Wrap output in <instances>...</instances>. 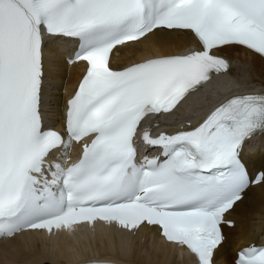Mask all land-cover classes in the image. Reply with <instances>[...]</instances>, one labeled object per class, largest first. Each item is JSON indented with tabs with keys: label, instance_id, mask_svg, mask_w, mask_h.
<instances>
[{
	"label": "snow or ice",
	"instance_id": "6c2138e0",
	"mask_svg": "<svg viewBox=\"0 0 264 264\" xmlns=\"http://www.w3.org/2000/svg\"><path fill=\"white\" fill-rule=\"evenodd\" d=\"M184 35L195 42L186 51L113 66L126 49ZM69 41L68 62L86 69L61 132L42 110L45 46ZM236 47L264 58V0H0V238L100 221L155 229L196 264H217L228 217L264 185L245 152L264 134V93L227 96L172 132L143 122L230 71L223 53ZM73 142L82 152L66 164ZM233 264H264V244L240 248Z\"/></svg>",
	"mask_w": 264,
	"mask_h": 264
},
{
	"label": "bare ground",
	"instance_id": "6f19581e",
	"mask_svg": "<svg viewBox=\"0 0 264 264\" xmlns=\"http://www.w3.org/2000/svg\"><path fill=\"white\" fill-rule=\"evenodd\" d=\"M192 43L195 42L190 35L173 37L165 42L153 39L138 46L134 52L124 50L114 59V63L120 66L145 56L178 52ZM68 48V42L45 46V80L48 78L51 89L45 88L44 93H49L56 113H60L63 95L74 86L83 66L81 62L73 65L65 63L62 56L68 52ZM223 54L232 60L228 74L215 76L197 92L191 93L184 103L188 106L190 101L198 100L209 86H216L219 89L217 94L210 96L208 101H196L190 111L186 113L183 110L185 114H199L229 90L252 86H262L264 89V58L240 47L226 49ZM236 62L248 65L249 75L246 79L242 78L244 70ZM227 76L235 78L237 85L231 88L226 86L224 79ZM182 106L180 109H183ZM164 116L170 119L177 117V114ZM263 142L264 139H259L256 145L264 146ZM249 167L252 172L264 167V152H259L250 161ZM229 218L235 222V226L224 229L227 242L217 255V264H233L236 250L254 241L264 229V185L250 187L243 202L236 205ZM92 258L114 259L126 264H194L186 250L163 241L155 229L128 231L103 222H96L94 229L81 224L71 232L27 231L0 242V264H77Z\"/></svg>",
	"mask_w": 264,
	"mask_h": 264
},
{
	"label": "rangeland",
	"instance_id": "374dc122",
	"mask_svg": "<svg viewBox=\"0 0 264 264\" xmlns=\"http://www.w3.org/2000/svg\"><path fill=\"white\" fill-rule=\"evenodd\" d=\"M236 65L239 66L242 70H244V75H243V79H246L249 75L248 73V65L247 64H242L240 62H236ZM225 85L228 86V87H233L235 85H237V80L235 78H233L232 76H227L225 79ZM51 87V85L47 84V88ZM219 89L216 87V86H209V87H206L205 91H203V93H201L199 95V98L198 100H195L194 102H191L189 103V106L186 108L185 112L187 113L188 111H190L193 106L196 104V101H203V100H206L208 101L209 100V97L212 96V95H215L217 94V91ZM194 103V105H193Z\"/></svg>",
	"mask_w": 264,
	"mask_h": 264
}]
</instances>
